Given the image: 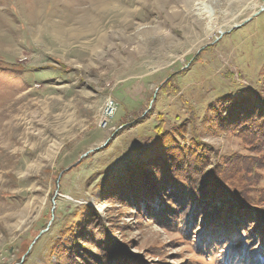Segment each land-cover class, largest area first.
<instances>
[{"label": "rangeland", "instance_id": "374dc122", "mask_svg": "<svg viewBox=\"0 0 264 264\" xmlns=\"http://www.w3.org/2000/svg\"><path fill=\"white\" fill-rule=\"evenodd\" d=\"M262 8L264 0H0V264H223L228 250L234 264H264V220L249 205L241 222L223 206L229 197L213 203L208 188L192 201L168 176L147 191L160 199L145 205L139 195V180L160 166L143 154L163 121L182 146L196 132L211 158L251 161L242 186L264 206V145L212 110L240 101L248 115L237 117L263 128ZM202 201L189 220L186 203ZM73 239L69 257L58 255ZM106 241L122 250L106 258Z\"/></svg>", "mask_w": 264, "mask_h": 264}, {"label": "trees", "instance_id": "16d2710c", "mask_svg": "<svg viewBox=\"0 0 264 264\" xmlns=\"http://www.w3.org/2000/svg\"><path fill=\"white\" fill-rule=\"evenodd\" d=\"M169 85L170 84H166V87L164 86L165 88L162 87L161 89L163 91H167L166 88ZM236 103L239 104L240 101L234 102L233 100H230V102H225V103L222 102L221 103L223 106L222 110L219 109L221 105L219 108L213 107L212 110L216 112L215 117L218 120L221 118L225 119L226 121L230 120L231 121L230 124L233 127L232 130L236 131V133H242L244 139L249 140V142L254 140V147H258L261 144L264 145V119L263 118L259 119L260 121L263 122L261 126L263 128L254 130L253 125L258 122H254L253 124V123H246L245 121L240 120V118L238 117L248 115V111L245 108V106H241V105L240 107H237V105L235 106ZM253 120L256 119L254 118ZM191 121L192 124L195 123L194 116H192ZM230 124H228V126H230ZM235 125L241 127L238 128ZM225 127H227V125H225ZM154 129H156L155 137L153 138L155 144L154 146H152V149L147 150L146 153L143 154V156H146L145 158L147 160L145 159L146 160L145 163H149L150 166L154 165L153 163L154 161L158 162L160 166L158 165L153 166L149 170L150 172H148L142 180H139V184L141 181V185L139 186V188H142L144 190V188L146 187V189L143 192L142 190H140L142 193L139 194V195L147 194V196L143 198L144 200L148 199L144 202L145 205L146 204L149 205L148 203H151L155 199H160L159 198L160 193L154 195V193L152 192L148 193L147 191L155 190L157 185L160 183V182L158 183L157 180L164 178L166 179V177L168 176L170 179L174 181L176 187L178 184L179 187H182L188 193L192 201H194L196 193H197V197L198 195H201L198 193L200 190L201 192L203 190L207 191V193L203 195L204 198L209 195L208 193L209 190L207 189L212 188L213 190H215V195L212 196L213 203L215 199H218L217 201L221 202L225 197L226 198L229 197L227 198V201L225 202V204H223V206L226 205L229 208L228 210H234L237 208L236 209L237 212L235 213L236 215L235 218L238 219L239 221L243 220V216H241L240 214L241 212L240 208H242L243 205H249L248 210L255 213L259 219L264 220V206L261 201L262 198L259 199L258 197L257 198L251 197L245 191L246 189L244 190L245 187L242 186L244 185L242 183L243 182L242 178L243 177L245 178L247 173H249V171L251 172V165H252L251 161L249 164L247 161L243 159L237 161L235 158H233V156H228L226 160H221L219 156L216 158H211V156L206 154L205 151L203 150L208 147V144L206 142L201 141L199 136H197L196 132L193 133V136L190 138V141L187 144V146L186 147L182 146L180 145L181 142L175 139L173 132H175L176 129L173 130L172 128L167 129L163 121L158 122V124L154 126ZM177 131L178 133L183 135L181 130L178 129ZM145 160H142L140 165L143 164L144 163L143 161ZM213 162L215 163L213 164ZM208 165H211V167H208ZM132 168L139 169L140 168L139 163H134L132 165ZM151 175L154 176L156 175V180H154L155 178H153ZM150 176L152 177L151 179ZM248 177L249 180L252 179L251 176ZM262 193H264V190H262ZM143 199H140L142 200V204H143ZM196 202H193L194 204L190 202L186 203L188 204V207L191 209V216H188V219L194 222L197 221L199 218L194 219L192 215L194 216L195 214H201V211L204 208L203 204L205 205L204 201L199 203ZM251 204H253V206ZM140 206L141 205L139 204L138 208ZM162 209L166 210V207H163ZM186 214H188V211H186ZM219 215H220L219 218L220 217L222 218L223 216H227L228 211H223V212L219 211ZM239 217H241L242 219ZM79 227L80 225H77L76 229L69 228L68 231L70 234H73L72 231H78ZM104 228L106 229V227ZM107 230H110L109 227L107 228ZM196 234H200V232ZM100 237H102V234L99 235V238ZM110 240L117 243L115 239L111 238ZM76 241H77L76 239H73L68 243L67 242L59 243L57 246L58 255H62V256L65 255L68 258L71 251L73 250L70 248V246L74 247ZM60 244H63V246H66L67 244V248H61L62 245ZM217 244H219V242H217ZM103 245L104 246L107 245L102 251L103 254L106 255V258L109 257L110 254L114 252V249L122 250V248L120 247L122 244H120L119 242L118 245L120 246L118 247L113 246L110 241H106V244ZM214 245H216V243ZM233 247L234 246H231L232 249ZM228 253L229 254H227V257L224 258L223 264H234L235 262H232L230 260V258L232 257L230 256L231 254L230 250H228ZM232 258L235 259L234 257ZM259 259L261 260V258ZM260 260L258 261L259 264L261 263ZM242 262L244 261L241 259V261L237 262V264ZM251 262L252 260L248 263Z\"/></svg>", "mask_w": 264, "mask_h": 264}, {"label": "built area", "instance_id": "2783aa9c", "mask_svg": "<svg viewBox=\"0 0 264 264\" xmlns=\"http://www.w3.org/2000/svg\"><path fill=\"white\" fill-rule=\"evenodd\" d=\"M106 106H107V110H106L107 114L106 115H110L113 112V110L115 109V103L113 100H109L107 102Z\"/></svg>", "mask_w": 264, "mask_h": 264}, {"label": "bare ground", "instance_id": "6f19581e", "mask_svg": "<svg viewBox=\"0 0 264 264\" xmlns=\"http://www.w3.org/2000/svg\"><path fill=\"white\" fill-rule=\"evenodd\" d=\"M201 10H202L203 13H205V10H206V11L208 10V9H207V5H203V6L201 7Z\"/></svg>", "mask_w": 264, "mask_h": 264}, {"label": "water", "instance_id": "95a60500", "mask_svg": "<svg viewBox=\"0 0 264 264\" xmlns=\"http://www.w3.org/2000/svg\"><path fill=\"white\" fill-rule=\"evenodd\" d=\"M262 10H264V8L260 9V10L257 12V14H258L260 11H262ZM89 151H90V150H89ZM89 151H87L84 155H87V153H88Z\"/></svg>", "mask_w": 264, "mask_h": 264}]
</instances>
